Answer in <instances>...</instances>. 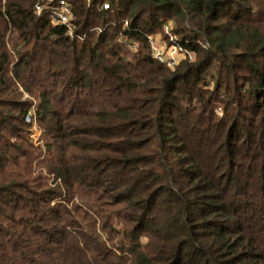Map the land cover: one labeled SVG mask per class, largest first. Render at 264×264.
<instances>
[{
  "label": "trees",
  "instance_id": "obj_1",
  "mask_svg": "<svg viewBox=\"0 0 264 264\" xmlns=\"http://www.w3.org/2000/svg\"><path fill=\"white\" fill-rule=\"evenodd\" d=\"M69 1L0 0V264H264V0Z\"/></svg>",
  "mask_w": 264,
  "mask_h": 264
},
{
  "label": "built area",
  "instance_id": "obj_2",
  "mask_svg": "<svg viewBox=\"0 0 264 264\" xmlns=\"http://www.w3.org/2000/svg\"><path fill=\"white\" fill-rule=\"evenodd\" d=\"M108 1L105 0L102 2L103 8L108 7ZM43 4L36 3L35 9L37 12L41 11ZM73 18L71 3L69 0H55L54 5L52 6L51 19L55 23L70 24L71 19ZM127 21L124 22L126 24ZM170 23L167 21L163 24L164 33L167 36L163 38L157 37L153 33L149 34L150 41V54L159 62L164 63L169 67H173L181 59H190L192 58V52L182 46L177 42V37L170 32ZM124 49L134 50L137 46V43L126 36H121L119 38ZM25 120L32 123V127L35 129L37 121L35 118H31L30 113L25 115Z\"/></svg>",
  "mask_w": 264,
  "mask_h": 264
},
{
  "label": "rangeland",
  "instance_id": "obj_3",
  "mask_svg": "<svg viewBox=\"0 0 264 264\" xmlns=\"http://www.w3.org/2000/svg\"><path fill=\"white\" fill-rule=\"evenodd\" d=\"M170 23V26L172 25V22H169ZM164 30L163 29H160V30H158V31H156V32H153V34L154 35H156L157 37H159V39L160 38H163L165 35H164ZM173 34V33H172ZM178 37H179V35H177ZM121 37V35L119 36V38ZM138 45V44H137ZM204 45L205 46H208V42H204ZM123 47V46H122ZM123 49H124V47H123ZM125 50H127V49H125ZM127 52L130 54V52H132V50H127ZM192 58H193V55H192ZM192 58H190V59H192ZM189 59V60H190ZM181 60H183V59H181ZM28 95L27 94H24V97H27ZM29 98H31V99H33L32 97H29ZM33 100H35V99H33ZM216 111H217V113H221V109H220V107H217L216 108ZM32 112V111H31ZM37 121V120H36ZM30 128H31V132H30V135H29V138L31 139V141H32V143H33V146L36 148L35 149V154L37 153H39V151H40V149H42L43 150V142H44V137H43V135H42V131L40 130V128L38 127V125H36V128L34 129L33 127H32V125L30 126ZM41 156H43V154H39L37 157H35L36 159H38L39 157H41ZM39 168H41V167H39ZM141 240H142V242H145L146 241V237L145 236H142L141 237Z\"/></svg>",
  "mask_w": 264,
  "mask_h": 264
}]
</instances>
